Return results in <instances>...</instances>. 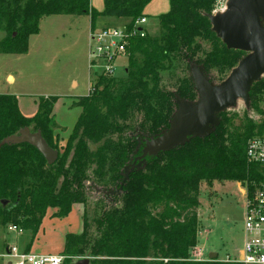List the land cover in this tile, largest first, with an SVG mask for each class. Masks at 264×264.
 <instances>
[{"label": "trees", "instance_id": "obj_1", "mask_svg": "<svg viewBox=\"0 0 264 264\" xmlns=\"http://www.w3.org/2000/svg\"><path fill=\"white\" fill-rule=\"evenodd\" d=\"M149 2L103 0L98 12L90 0H0V54H26L29 37L38 35L46 17H89L92 30L100 18L128 19L131 29ZM214 3L168 0V12L158 17L161 36L130 39L124 77L100 76L94 91L73 103L80 114L63 148L53 114L57 97H40L36 113L25 117L16 97L0 95V226L30 233L29 248L47 212L55 210L52 218L61 219L82 206L81 232L64 236L62 264H239L190 259L199 232V190L203 183L241 182L252 192L258 176L245 150L253 135L264 133V120L258 126L247 120L242 133H231L230 120L219 112L207 135L189 137L125 171L145 140L170 130L177 102L198 99L191 80L184 79L177 93L168 91L163 71L174 61L194 63L205 76L216 67L227 73L222 83L246 56L227 49L212 31ZM196 40L211 48L199 63L192 60L200 50ZM263 92L264 82L252 83L250 100ZM25 128L58 152L52 165L27 143H3Z\"/></svg>", "mask_w": 264, "mask_h": 264}, {"label": "rangeland", "instance_id": "obj_2", "mask_svg": "<svg viewBox=\"0 0 264 264\" xmlns=\"http://www.w3.org/2000/svg\"><path fill=\"white\" fill-rule=\"evenodd\" d=\"M214 7V5H213ZM45 19V18H44ZM52 18L44 21L41 27V36L47 34L54 37L55 34L66 32L70 20L63 21ZM148 35L152 38L161 36V29L158 25V18L148 15ZM48 21V22H47ZM104 26L121 27L118 23H106ZM264 28V21H261ZM4 34L0 32V40ZM33 38L30 41V51L27 55L17 57L14 55L0 54V95H14L17 98L20 110L23 114L32 116L36 112V104L40 97H57L58 101L54 108L55 123L59 127L56 131L60 139L57 143L63 148L68 136L75 126L80 114V108L74 107L73 102L78 97L86 96L90 88L94 86L100 76H103L96 69H89L87 49L85 42H81L77 48L64 44L58 39ZM200 50L193 57V62L199 63L205 53H209L210 44L206 41L196 40ZM50 43V44H49ZM191 67L174 61V63L163 71L161 75L163 86L170 92L177 93L180 83L192 79L195 68H200L194 63ZM127 67V58H119L114 63V78H123L124 70ZM98 71L97 73H95ZM227 73L220 74L218 68L210 70L207 79L213 86L221 83ZM11 76L13 81L10 82ZM106 77V76H104ZM190 81V83H191ZM260 83L264 82V74L259 78ZM250 91V89H249ZM180 99V98H179ZM222 113L230 120L231 133H242L246 121H252L255 126L260 125L264 120V92L256 99L245 102L237 98L232 106L226 107ZM63 145V146H61ZM245 187L241 182H213L211 185L201 184L199 190V207L196 213L199 217V232L197 235L198 245L190 251V257L198 249L202 250L203 259L210 253L217 254V261L224 262L227 259H236L243 245V196L241 189ZM88 216H94L91 206L85 208ZM47 216L52 219V213ZM71 217L67 221L53 222L46 218L36 239L32 251L38 254L60 255L64 244V236L68 233L79 234L82 229V206H74L71 209ZM71 226L66 230L64 226ZM10 225L5 226L7 229ZM3 232L0 231V238ZM9 245H16L18 248H28L29 234L19 235L14 232L4 231ZM22 235V236H21ZM21 236V237H19ZM27 245V246H26ZM28 250V249H27ZM61 251V252H60ZM208 260V259H207ZM11 262L6 258H0V264Z\"/></svg>", "mask_w": 264, "mask_h": 264}, {"label": "water", "instance_id": "obj_3", "mask_svg": "<svg viewBox=\"0 0 264 264\" xmlns=\"http://www.w3.org/2000/svg\"><path fill=\"white\" fill-rule=\"evenodd\" d=\"M208 19L212 31L227 49L244 52L246 56L217 86L208 82L203 71L194 69L192 79L198 94L197 101L177 102L178 109L172 118L170 130L156 139L145 140L141 155L126 167V172L147 156L182 146L189 137L207 135L217 125L216 114L232 106L237 98L247 102L252 83L264 74V28L261 26V21H264V0H230L225 13L209 15ZM3 143H27L44 156L48 165H52L58 157V152L51 150L39 133L32 134L27 128ZM216 259V253L208 255L209 261ZM79 264H87V260Z\"/></svg>", "mask_w": 264, "mask_h": 264}, {"label": "built area", "instance_id": "obj_4", "mask_svg": "<svg viewBox=\"0 0 264 264\" xmlns=\"http://www.w3.org/2000/svg\"><path fill=\"white\" fill-rule=\"evenodd\" d=\"M230 0H215L210 15H220L227 11ZM145 18L138 19L131 29L125 27L105 26L90 31L88 37L87 59L89 69L100 71L103 76L112 77L114 63L119 58H127V49L132 37L144 38L148 34L143 29ZM96 71L95 73H97ZM94 91V86L90 88ZM247 165L256 168L257 181L252 182L253 190L248 192L246 186L241 189L243 196V245L236 259L224 262L239 264H264V133L253 135L247 142L245 150ZM9 232L20 234L14 226L8 227ZM201 249H198L191 260L197 262L209 261L203 259ZM3 258L10 260L8 264H62L61 255L37 254L19 250L15 245L7 247Z\"/></svg>", "mask_w": 264, "mask_h": 264}, {"label": "crops", "instance_id": "obj_5", "mask_svg": "<svg viewBox=\"0 0 264 264\" xmlns=\"http://www.w3.org/2000/svg\"><path fill=\"white\" fill-rule=\"evenodd\" d=\"M90 5H91V7L93 9H95L98 12H101L103 10V0H90ZM168 10H169L168 0H151V2H149V4H147V6H145V8L143 10V15H144V18L146 19V22H145V24L143 26V29L146 31V33L148 35H151L150 33H148V30H147V27H148V20H147L148 15H151V16H154V17L158 18L159 16L166 14L168 12ZM52 18L59 19L58 21H63L66 18H68L70 20L69 28L66 29V32H64L65 31L64 30L63 33H61V34L60 33H58L57 35L55 34L54 37H51L48 34H47L46 37H45V35L43 36V38L40 37L41 36V32H42L41 31L42 30L41 27H42V25H44V23H45L44 21H46L48 19H52ZM111 22L115 23V24L118 23V24L121 25V27H125L129 23V20L128 19L115 20V19H111V18H100V19L97 20L95 28L105 27L104 25L106 23H111ZM157 22H158V20H157ZM158 25H159V22H158ZM91 30L92 29H91V26H90L89 17H75V16H50V17H46L45 19H43L40 22L38 35H34V36H30L29 37L27 53L23 54V55H14V56L22 57V56L27 55L29 53V51H30V44L29 43H30V41L33 38H35V39L42 38V39H44V41H47L49 39H53V40H57L58 39L60 42H64V44L65 43L68 44V47L71 45L74 48H77L79 46V44L84 41L86 49H87V53H88V37H89V33H90ZM12 81H13V77L11 76L10 82H12ZM12 96H14V95H12ZM17 105H18V108H19V111L21 112V114L24 115L23 112L20 110L18 102H17ZM54 108H55V105H54ZM54 108H53V114H54ZM36 110H37V105H36ZM24 116L25 117H32L33 115L29 116L28 114H25ZM58 137L60 139L59 134H58ZM61 146H63V145H61ZM73 209H74V206L72 207V210ZM72 213H73V211L68 215L69 218L71 217ZM68 216L65 217V218H61V219H56V218H52L51 219L49 217H46V218H48L49 220H52L53 222L55 221V222L58 223L59 221H67V220H69ZM46 218L43 219L42 224H41V226L39 228V231H40L42 225L44 224ZM61 226H64V228L66 230H70L71 229V226H69V224H67V225L65 224V225H61ZM0 231L3 232L2 237L0 238V258H3V254L7 250V247L13 246V245H9L10 241L7 240L5 235H4V231L9 232L8 228L6 229L5 227L0 226ZM39 231H38V233H39ZM26 233H28V232H23V234H26ZM38 233H37V235H38ZM21 234H22V232H21ZM28 234L30 236V233H28ZM21 236H19V237H21ZM35 239H36V237H35ZM198 240L199 239L197 238V245H198ZM34 241L32 242V245L29 248H27L28 250L26 249V247L25 248H18L16 245L15 246L19 250L29 251V252H33L34 253V251H32V248H33V245H34ZM62 250H63V248H62ZM46 254H48V253H46Z\"/></svg>", "mask_w": 264, "mask_h": 264}]
</instances>
